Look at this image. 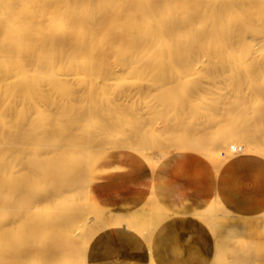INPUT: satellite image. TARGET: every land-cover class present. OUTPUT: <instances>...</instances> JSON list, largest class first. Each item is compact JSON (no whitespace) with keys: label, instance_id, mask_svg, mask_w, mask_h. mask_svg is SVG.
Wrapping results in <instances>:
<instances>
[{"label":"bare ground","instance_id":"obj_1","mask_svg":"<svg viewBox=\"0 0 264 264\" xmlns=\"http://www.w3.org/2000/svg\"><path fill=\"white\" fill-rule=\"evenodd\" d=\"M190 151L215 177L264 163V0H0V264H93L116 232L156 264L174 213L155 198L122 208L103 187L131 157L153 175ZM191 215L210 264H261L264 244L223 233L219 192Z\"/></svg>","mask_w":264,"mask_h":264},{"label":"crops","instance_id":"obj_2","mask_svg":"<svg viewBox=\"0 0 264 264\" xmlns=\"http://www.w3.org/2000/svg\"><path fill=\"white\" fill-rule=\"evenodd\" d=\"M136 159L125 160L121 165H132L133 173L120 174L108 180L103 189L114 198L108 200L113 206L141 205L155 198L173 212L158 229L152 241V253L156 264H210L208 246L210 231L203 222L191 215L198 206L207 202L215 192L220 202L232 214L222 221L224 234L232 228L241 230L244 239H255L264 244V227L252 226V219L264 212V163L241 157L232 160L222 169L221 175L203 156L186 152L178 162L169 164L164 159L153 175L145 172L147 165L134 167ZM140 163V160L137 159ZM171 162V161H170ZM168 165L167 177L161 173ZM250 223V224H249ZM115 239L94 242L90 250L93 264H146L148 248L135 235L116 232ZM260 263L264 264V246L258 250Z\"/></svg>","mask_w":264,"mask_h":264},{"label":"rangeland","instance_id":"obj_3","mask_svg":"<svg viewBox=\"0 0 264 264\" xmlns=\"http://www.w3.org/2000/svg\"><path fill=\"white\" fill-rule=\"evenodd\" d=\"M247 127H248V125H247ZM249 127H251V126H249ZM243 128H244V127H241L240 129H241V131H243V133H244V131L247 130V129L244 130ZM251 128H253V127H251ZM251 128H250V130H252ZM240 129H239V130H240ZM248 130H249V129H248ZM246 132H247V131H246ZM250 133H252V131H250ZM250 133H249V134H250ZM246 134H247V133H246ZM191 152H193V151H191ZM194 153H196V152H194ZM197 154H199V153H197ZM199 155H201V154H199ZM201 156H202V155H201Z\"/></svg>","mask_w":264,"mask_h":264}]
</instances>
